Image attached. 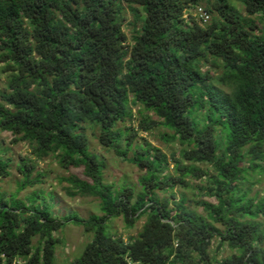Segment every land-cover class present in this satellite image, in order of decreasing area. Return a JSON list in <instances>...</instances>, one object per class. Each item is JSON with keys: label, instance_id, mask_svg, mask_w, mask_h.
<instances>
[{"label": "trees", "instance_id": "trees-1", "mask_svg": "<svg viewBox=\"0 0 264 264\" xmlns=\"http://www.w3.org/2000/svg\"><path fill=\"white\" fill-rule=\"evenodd\" d=\"M203 1L0 0V63L9 74L0 129L34 157L19 164L17 191L0 192V264H58L55 233L68 222L92 236L68 264H264V194L251 195L264 180V0H235L243 11L233 0ZM192 7L209 18L186 16ZM88 123L103 147L145 171L139 189L106 181ZM159 126L182 145L178 154L139 141L140 130ZM7 151L0 144V179L11 174ZM52 155L64 169H83L61 181L71 196L99 198L101 214L60 216L44 189L18 197L43 183L33 171ZM204 177L197 188L215 200L192 202L206 215L175 193ZM144 216L127 241L109 225L122 217L133 227ZM214 240L234 252L211 254Z\"/></svg>", "mask_w": 264, "mask_h": 264}, {"label": "rangeland", "instance_id": "rangeland-1", "mask_svg": "<svg viewBox=\"0 0 264 264\" xmlns=\"http://www.w3.org/2000/svg\"><path fill=\"white\" fill-rule=\"evenodd\" d=\"M235 4L240 10L243 11V6L240 2L235 1ZM200 5L204 7L207 6L206 0L201 2ZM196 10V9H195ZM194 7L190 8L189 12L186 13V16L193 15L196 11ZM211 18L208 23L211 21L212 17L217 16L216 11L210 13ZM125 29L129 37L132 35V26L129 25L133 21V13L130 9H127L125 14ZM3 64L0 63V102H1V93L4 92L7 88L8 73L3 72ZM218 73V72H217ZM137 110V107L134 109ZM153 118L157 116L153 112H149ZM139 117L133 122L134 126H138ZM85 134L87 135L89 147L92 152H95L100 155L102 160L105 163V178L107 182L113 183L116 186H120L123 183H130L136 185L139 189V178L144 174V170L140 169L133 163L122 159L118 156L114 150L107 149L103 147L99 140V128L93 126L92 124L85 125ZM172 131L166 127L159 126L153 130L139 131V141L144 142L142 137L146 138L154 146L159 147L163 152H165L169 157L173 152L178 154V151L182 147L179 142H168L166 141L164 134L171 133ZM12 134L9 131H3L0 129V144L2 147L8 148L7 155L12 159L11 174L7 177L0 179V192H3L7 198H9L13 193L17 191L18 183L22 179V173L19 171L18 166L25 159L34 158L31 154V150L27 143L19 142L12 143ZM202 168H207L208 164H199ZM37 171L44 174L43 183L37 184L34 187H27L22 190L18 197L27 200V198L35 190L44 189L46 192L52 191L55 195L54 202L57 204V207L54 208L55 213L59 212L60 216L70 215L78 213L83 217H88L92 213L101 214L100 209V199L93 196H71L67 193L66 187L68 182L61 181L65 176L70 174H77L84 176L82 168H62L55 156H49L44 160H38L36 162V168L33 171V176L37 174ZM169 171L173 172V164L170 165ZM211 172H213L211 170ZM206 178L203 179H191L189 178L192 187L176 186L175 193L177 197L182 196L183 194L188 197L190 202L189 206L194 209L196 212L206 215L203 207L192 202L193 200L205 199L209 201H214V197L206 195V191L198 189V185H204L206 183ZM256 192H260V195L264 194V180L255 184L251 195H254ZM161 195H163L161 193ZM146 217L139 219L133 227H127L124 223L122 217L111 218L109 225L113 233L121 235L126 241L129 236H136L143 228ZM55 236L60 239L56 247V259L58 264H68L69 261L79 256L86 245L92 239L91 234L86 233L84 228L79 225H75L71 222L66 223L62 230L55 233ZM37 241V237L34 239ZM218 241L214 240L213 244L210 246V253L217 254L218 258H223L231 255L234 251L230 249L227 245H223L220 249L217 248Z\"/></svg>", "mask_w": 264, "mask_h": 264}, {"label": "built area", "instance_id": "built-area-1", "mask_svg": "<svg viewBox=\"0 0 264 264\" xmlns=\"http://www.w3.org/2000/svg\"><path fill=\"white\" fill-rule=\"evenodd\" d=\"M196 13L199 14L203 18L204 21H206L209 18V14L202 7H198L196 10ZM21 263H22L21 260H15L14 261V264H21Z\"/></svg>", "mask_w": 264, "mask_h": 264}]
</instances>
